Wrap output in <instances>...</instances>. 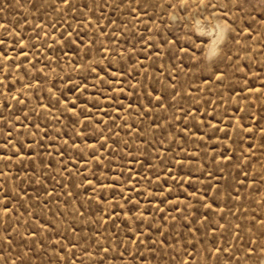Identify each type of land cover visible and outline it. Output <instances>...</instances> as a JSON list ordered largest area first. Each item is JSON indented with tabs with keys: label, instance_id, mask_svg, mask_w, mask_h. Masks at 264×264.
I'll use <instances>...</instances> for the list:
<instances>
[{
	"label": "rangeland",
	"instance_id": "1",
	"mask_svg": "<svg viewBox=\"0 0 264 264\" xmlns=\"http://www.w3.org/2000/svg\"><path fill=\"white\" fill-rule=\"evenodd\" d=\"M0 264H264V0H0Z\"/></svg>",
	"mask_w": 264,
	"mask_h": 264
},
{
	"label": "snow or ice",
	"instance_id": "2",
	"mask_svg": "<svg viewBox=\"0 0 264 264\" xmlns=\"http://www.w3.org/2000/svg\"><path fill=\"white\" fill-rule=\"evenodd\" d=\"M179 2H180L181 5H183L184 3H186V0H179ZM233 2L235 3L236 0H233ZM201 3L203 4V3H204V0H201ZM217 28L219 29V31H220L221 33H223V32L226 30L227 25H223V26H221V25H217ZM245 31H246V32H247V31H250V29H245ZM185 51H187V50H185ZM208 55H209V56H213V55H215V47H214V45H213V48L209 50ZM229 58H231V57H229ZM93 70H94V69H93ZM256 90H257V91H261V89H256Z\"/></svg>",
	"mask_w": 264,
	"mask_h": 264
}]
</instances>
